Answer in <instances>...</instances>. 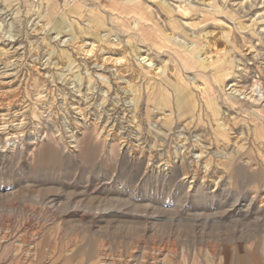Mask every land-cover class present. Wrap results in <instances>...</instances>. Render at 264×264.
Returning a JSON list of instances; mask_svg holds the SVG:
<instances>
[{
  "label": "rangeland",
  "instance_id": "rangeland-1",
  "mask_svg": "<svg viewBox=\"0 0 264 264\" xmlns=\"http://www.w3.org/2000/svg\"><path fill=\"white\" fill-rule=\"evenodd\" d=\"M4 65L0 264H264V0H0Z\"/></svg>",
  "mask_w": 264,
  "mask_h": 264
},
{
  "label": "bare ground",
  "instance_id": "bare-ground-1",
  "mask_svg": "<svg viewBox=\"0 0 264 264\" xmlns=\"http://www.w3.org/2000/svg\"><path fill=\"white\" fill-rule=\"evenodd\" d=\"M58 36V35H57ZM72 44V43H71ZM85 44V43H84ZM94 44V43H93ZM93 44L90 42V43H86V45H92V47L90 46V49H89V47H88V49L89 50H87V51H83V52H85V53H87V54H89V53H91V52H94L93 50ZM85 45V46H86ZM72 46V45H71ZM84 46V47H85ZM94 47H95V44H94ZM86 49V48H85ZM84 50V49H83ZM80 50H78V52H79ZM82 51V50H81ZM80 51V52H81ZM79 52V53H80ZM86 56V55H85ZM89 56V55H88ZM88 56H86V57H88ZM104 56V55H103ZM146 56V55H145ZM91 57V56H90ZM94 57V56H93ZM92 58V57H91ZM107 58V57H106ZM114 58V57H113ZM112 58V59H113ZM90 59V58H89ZM94 59V58H93ZM111 59V57H110V60H112ZM115 59V58H114ZM117 59V58H116ZM91 60V59H90ZM106 60V59H105ZM118 60H120V59H118ZM117 60V62H119ZM122 60V59H121ZM142 60H145V58H141L140 59V61H142ZM107 61H109V60H107ZM115 61V60H114ZM124 61V60H123ZM148 61V60H147ZM149 61H150V59H149ZM98 62V61H97ZM126 62V61H125ZM124 62V63H125ZM101 63V62H100ZM150 63V62H149ZM98 64V63H97ZM102 64V63H101ZM121 64H123V63H121ZM104 65V64H103ZM115 65H116V62H115ZM8 66V65H7ZM92 67V66H91ZM93 67H96V65L95 66H93ZM98 67V66H97ZM3 68V67H2ZM2 68H0V80H2V85L4 86H8V85H6V84H8V83H10L9 81V79H10V77H12L11 76V74L10 73H7L9 70H7L6 69V67H5V65H4V68H3V70H2ZM101 68V67H100ZM99 68V69H100ZM104 69V68H103ZM109 69V68H108ZM2 70V71H1ZM11 71H12V69H11ZM107 71V70H106ZM14 75H16V74H14ZM13 78V77H12ZM9 80V81H8ZM259 89L257 88V86L256 85H254L253 87H252V89H251V95H250V98H254V95H256V94H258L259 93V91H258ZM146 91V90H145ZM148 94H151V89L149 90V92H148ZM175 94L177 95V97H178V99H181L182 100V98H183V95H181L179 92H175ZM85 104V103H84ZM190 105H191V103H189ZM7 105V104H6ZM79 105H80V103H79ZM194 105V104H193ZM2 107H3V105H1L0 104V127H4V129H3V131L5 130L6 131V126L5 125H3L5 122H7L8 120H11L13 117L12 116H10L9 117V114H7V113H5V112H3V109H2ZM5 108V107H4ZM8 108V107H7ZM23 109V108H22ZM25 109V108H24ZM81 109V108H80ZM23 111V110H22ZM76 114H79L78 112L76 113ZM6 117H9L8 119L6 118ZM17 119V118H16ZM15 119V120H16ZM81 119V118H80ZM21 120H23V119H21ZM83 120V119H82ZM112 124V123H111ZM16 128V127H15ZM18 128H20V126L18 127ZM8 132V131H7ZM6 132V133H7ZM109 132V131H108ZM14 135V134H13ZM74 135V134H73ZM9 136V135H8ZM11 136V135H10ZM16 136V135H15ZM16 138V137H15ZM12 139H14V138H12ZM13 144V143H12ZM14 146V145H13ZM181 162H182V160H181ZM182 164V163H181ZM168 168H171L170 167V165L168 166ZM104 255V254H103Z\"/></svg>",
  "mask_w": 264,
  "mask_h": 264
},
{
  "label": "built area",
  "instance_id": "built-area-1",
  "mask_svg": "<svg viewBox=\"0 0 264 264\" xmlns=\"http://www.w3.org/2000/svg\"><path fill=\"white\" fill-rule=\"evenodd\" d=\"M99 0H63V4L66 8L68 7H72L76 4H85V5H89V4H95L97 3ZM101 2H108V0H101Z\"/></svg>",
  "mask_w": 264,
  "mask_h": 264
},
{
  "label": "crops",
  "instance_id": "crops-1",
  "mask_svg": "<svg viewBox=\"0 0 264 264\" xmlns=\"http://www.w3.org/2000/svg\"><path fill=\"white\" fill-rule=\"evenodd\" d=\"M101 3H103V2H101V0H99L96 4H98V5H100ZM93 11L92 12H90V13H85V14H88V16H89V18H90V20L94 17V15L95 14H97L98 13V11L96 10V9H92ZM84 15V14H83ZM154 89V88H153ZM155 90H152L151 89V93H153ZM21 222H22V219L20 220V224H21ZM26 226H27V223H26V220H25V228H22V225L20 226V232H22V230H26ZM24 227V226H23Z\"/></svg>",
  "mask_w": 264,
  "mask_h": 264
}]
</instances>
